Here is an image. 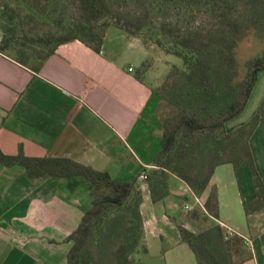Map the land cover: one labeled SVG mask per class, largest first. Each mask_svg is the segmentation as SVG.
Listing matches in <instances>:
<instances>
[{
    "label": "crops",
    "instance_id": "1",
    "mask_svg": "<svg viewBox=\"0 0 264 264\" xmlns=\"http://www.w3.org/2000/svg\"><path fill=\"white\" fill-rule=\"evenodd\" d=\"M3 36L0 29V41ZM172 55L114 25L100 51L72 39L58 45L39 70L0 52V149L7 155L22 149L28 157L70 158L134 182L142 196L146 250L134 254L131 264H199L180 226L200 230L196 199L205 210L213 190L217 216L208 213V224L224 223L227 235L231 228L236 233L230 237L243 239L235 264H264V207L256 203L248 161L218 165L199 196L176 178L171 193L154 201L140 179L162 149L156 90L176 64ZM245 110L226 122L227 131L249 122L241 119ZM263 132L264 119L250 137L254 156ZM93 190L83 176L29 178L22 164L0 161V264H68L69 236L92 206ZM187 203L194 209L185 211Z\"/></svg>",
    "mask_w": 264,
    "mask_h": 264
},
{
    "label": "trees",
    "instance_id": "2",
    "mask_svg": "<svg viewBox=\"0 0 264 264\" xmlns=\"http://www.w3.org/2000/svg\"><path fill=\"white\" fill-rule=\"evenodd\" d=\"M129 1L138 5L125 13L120 11L123 8L115 0H77L80 21L58 38L46 35L36 39L43 41L44 45L54 43L48 49L26 46L27 38L19 39L16 28L11 27L14 20L11 16L12 22L0 21V29L4 33L0 52L39 70L58 45L72 39H79L100 51L112 25L143 37L146 43L156 38L157 44L166 47L167 53L182 59V65L172 66L160 85L162 90L167 88L170 80L180 75L185 94L197 97L198 102L190 107L175 109L173 106L178 100L166 98L158 88L156 90L160 100L166 101L169 114L161 117L158 104L157 111L163 127L162 149L154 159L155 167L147 172L146 180L154 201L171 193L170 174L184 180L199 196L208 187L218 165L231 162L237 166L242 161H248L258 193L256 203L263 204L264 183L254 164L250 137L264 119V99L248 123L229 132L226 122L245 110L258 74L264 70V50L247 59L243 68L236 51L251 28L264 39V0ZM3 8L9 9L7 5ZM172 10H175V16H163ZM240 10L246 13L242 17ZM160 15L161 19H158ZM13 45L18 47L15 51L12 50ZM245 134L246 141L241 145L242 157L225 158L230 153L235 154L234 146ZM212 147L215 150H208ZM207 150L214 151L212 158L206 153L208 159L203 169L208 171L193 172L188 159ZM0 161L5 165L22 164L29 178L83 176L93 183L92 206L69 236L73 245L68 252V264H99L102 252L93 246L101 233L102 240L98 246L116 239L115 249L111 252L114 264H131L134 254L146 250L140 211L142 196L134 182L113 179L107 172L70 158L28 157L22 149L17 155H7L0 149ZM204 206L205 210H194L195 218L205 221L209 218L208 213L217 216L215 190ZM180 232L182 240L194 250L199 264H235L234 256L243 246L241 237H230L217 224L198 231L180 226Z\"/></svg>",
    "mask_w": 264,
    "mask_h": 264
},
{
    "label": "rangeland",
    "instance_id": "3",
    "mask_svg": "<svg viewBox=\"0 0 264 264\" xmlns=\"http://www.w3.org/2000/svg\"><path fill=\"white\" fill-rule=\"evenodd\" d=\"M118 6L123 9L120 11L127 12L128 9H134L137 7V2H130L129 0H115ZM4 5L8 6V8H3ZM241 5H239L240 7ZM140 8H143L140 5ZM241 17L245 15L243 11L240 10ZM167 15L169 18L171 16H175V10L170 11L169 13H165L163 16ZM11 16H13L14 20L12 22ZM153 16V14H152ZM154 17V16H153ZM159 16L158 19L160 18ZM81 19V11L79 9V4L77 0H0V21L5 23L7 20H10L11 27L16 28V36L19 39H26V46L33 49H43L51 47L54 43H50L44 45V42L36 41L40 37H44L46 35H50L52 37L58 38L64 35L67 31H69L78 21ZM34 39L35 41H33ZM148 44L154 45L156 48L166 51L165 46H160L156 42V38H151L148 40ZM18 48L15 45L12 46V50ZM264 50V39L260 38L255 29H249L246 32L245 38H243L238 47H237V56L240 62V65L243 68L244 62L254 56H257L262 53ZM175 59L177 65H182V59L177 55H172ZM241 68V69H242ZM184 84L183 79L180 75L176 76L172 80L169 81L166 89L162 90V86L158 87L160 93H162L166 98L176 99L178 102H175V109H179L181 107H190L198 102L197 97L187 96L184 92ZM159 96V95H158ZM160 97V96H159ZM264 99V70H262L258 74V79L256 85L251 94L249 104L243 114L241 119H245L246 121H251L255 116L259 105L262 103ZM214 101V99H213ZM170 112H172L171 108ZM159 113L161 117L168 115L167 103L164 99L159 102ZM247 135L245 134L242 140L234 146L235 154H229L225 158L235 157V155L242 157L244 152L241 149V145L246 141ZM245 140V141H244ZM230 140V145L232 144ZM208 150H215V148H211ZM206 151L205 153H201L195 157L188 159L190 160L191 170L195 173H201L205 164L207 163L206 153H209V157L212 158L214 155V151ZM255 156L253 155V160L255 167L259 173L261 179L264 177V132L259 136V142L255 141ZM177 177L173 174H170L168 177L170 187L173 186L172 182ZM203 207L201 204L196 203L195 206ZM194 206V205H193ZM194 206V207H195ZM260 207H264L263 204L259 205ZM194 207L192 209H194ZM192 209H187L184 205L185 211H190ZM207 220H200V229H206L210 224H208ZM101 234H98L96 240L94 241V248L101 249V262L99 264H114L112 262V254L111 252L115 249L116 239H111L109 242H105L104 245L98 246L99 242L102 240ZM101 247V248H100ZM98 257V256H97ZM206 257V255L204 256Z\"/></svg>",
    "mask_w": 264,
    "mask_h": 264
},
{
    "label": "built area",
    "instance_id": "4",
    "mask_svg": "<svg viewBox=\"0 0 264 264\" xmlns=\"http://www.w3.org/2000/svg\"><path fill=\"white\" fill-rule=\"evenodd\" d=\"M130 70H133V68H130ZM147 178H148V173H147V171H143V172L140 174V179H141L142 181H145V182H146ZM196 203L201 204V202H200V200H199L198 198L196 199ZM185 207H186L187 209H192L194 206H193L192 204L187 203V204H185ZM221 226H222V227H227L224 223H221ZM228 229H229V231H228V235H232V234L236 233L233 229H231V228H228Z\"/></svg>",
    "mask_w": 264,
    "mask_h": 264
},
{
    "label": "water",
    "instance_id": "5",
    "mask_svg": "<svg viewBox=\"0 0 264 264\" xmlns=\"http://www.w3.org/2000/svg\"><path fill=\"white\" fill-rule=\"evenodd\" d=\"M174 193H185V191H178V190H175L173 191Z\"/></svg>",
    "mask_w": 264,
    "mask_h": 264
}]
</instances>
